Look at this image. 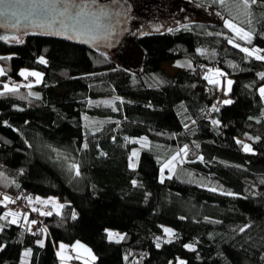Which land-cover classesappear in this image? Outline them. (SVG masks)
Masks as SVG:
<instances>
[{
    "label": "trees",
    "instance_id": "obj_1",
    "mask_svg": "<svg viewBox=\"0 0 264 264\" xmlns=\"http://www.w3.org/2000/svg\"><path fill=\"white\" fill-rule=\"evenodd\" d=\"M191 1L219 11L223 19L236 17L235 23L252 31V44L236 42L264 49V7L253 6L246 17L211 0ZM222 22L138 37L143 63L131 71L96 48L60 37L29 32L23 44L0 40V55L15 54L0 61L7 70L0 87L6 81L29 83L31 77L18 75L21 69L42 73L38 85L0 96V200L21 196L14 211L18 202L27 204L24 195L55 197L65 205L59 216L31 211L29 221H38L32 232L23 215L16 224L0 220V264H22L24 249L32 250L28 264H59L56 244L76 241L92 250L95 264H176L177 258L186 264H264V106L258 91L264 80L257 75L264 61L228 44L233 33ZM41 56L46 65L38 63ZM177 61L185 66L173 69ZM209 68L233 81L227 96L233 104H219L212 96L216 87L203 79ZM213 104L220 111L207 116ZM125 137H147L149 147ZM236 139L250 144L254 154L242 151ZM185 144L186 162L161 183V165ZM138 148L137 167L129 169L128 156ZM7 208L0 204V215ZM43 227L48 232L38 233ZM165 227L176 234L171 243L162 238ZM105 229L126 238L109 241ZM37 239L45 240L43 248ZM184 244H194L195 251ZM75 257L71 253L70 264H79Z\"/></svg>",
    "mask_w": 264,
    "mask_h": 264
},
{
    "label": "snow or ice",
    "instance_id": "obj_2",
    "mask_svg": "<svg viewBox=\"0 0 264 264\" xmlns=\"http://www.w3.org/2000/svg\"><path fill=\"white\" fill-rule=\"evenodd\" d=\"M212 4H216L221 6L222 8H226L231 13L232 8L239 10V14L243 16H250L251 11L250 9L253 6H260L264 7V0H234L232 5L227 3V0H211ZM219 15V14H218ZM110 13L108 12L107 6H99L94 7L91 3H81L80 0H0V17H3L5 20H10L11 27H23L24 35H28V29H38L40 30V34L45 35H58L64 36V38L68 40H77L81 43H91L93 45L98 44L101 41H110L112 37V30L105 26L102 23V20L108 18ZM236 17L232 18H225L223 19V26L224 28L228 29L233 33L232 37L228 38V44L232 45L234 48L239 49L240 52L244 53L248 58H253L257 61H264V55H261V49L258 47H246L242 46L240 43H237V39L244 41L245 44L251 45L252 44V31L245 30L244 27L239 26L235 23ZM23 21V24L21 22ZM251 23V21H248ZM182 27L187 28V25H183ZM158 30V29H157ZM172 31V29H169ZM36 34V33H32ZM217 35H221V33H217ZM0 40L4 41L5 43L11 41L16 44H23L24 41L19 35H0ZM15 54L10 55H0V61H9L14 58ZM103 55V54H101ZM39 64L46 65L48 61L43 57H39L38 59ZM176 67H184L185 65L177 64ZM187 67L191 68V63H187ZM208 73H212L213 77H223L226 74L219 68L208 69ZM7 75V70L4 67H0V77H4ZM19 76L27 79L28 77H34L35 82L38 84L41 82L42 73L39 71H28L26 69H21L18 73ZM261 80H264V72H260L257 74ZM210 77L207 73L203 76V79L207 81L209 85L216 87L217 90H221L219 87L220 81L216 78ZM227 89L224 90V96H228L231 92V86L233 81L231 79L226 80ZM23 86L25 88H32V83H27L24 85H19L16 83H12L11 86L9 83L2 84V90H0V96H7L10 94H15L19 91V88ZM260 98L264 100V85L258 88ZM28 96L34 97L39 99V95L37 93L29 92ZM23 98V97H22ZM120 100L119 97L116 98ZM123 103L122 100H120ZM103 103L111 106L110 101H104ZM234 101L232 99H223L219 102L222 105H231ZM113 111H118L116 107L112 108ZM220 106L218 104H213L208 109V114L219 112ZM195 123V121H193ZM7 124V121L4 122ZM211 124L213 126H219L220 121L217 119H211ZM184 127L187 129L189 126L185 124ZM247 135V134H245ZM249 140L253 139L252 137H248ZM256 139H260L256 137ZM125 141L127 143H135L139 144L140 148H147L149 147V142L147 137H140L137 140H129L128 137H125ZM235 143L241 146L242 151L246 153H253V148L250 144L244 143L240 139H236ZM86 148L87 145H84ZM199 147V145H196ZM254 154V153H253ZM100 155H104L103 152ZM140 152L137 149H133L131 154L128 156V167L129 169H135L137 167V161L139 159ZM189 156V146L185 144L181 147L175 154L170 155V158L166 160L161 166V183H163V173L165 169H168L169 172H174L176 169V162L184 163V158ZM198 159L203 160L204 158L198 157ZM194 162V161H193ZM71 169L75 170V175L78 177L81 175L78 166L73 163L71 165ZM191 173H189V176ZM0 176H3V173H0ZM168 179H172V176L169 175ZM133 186H137V182L134 180L132 181ZM19 188V185H16ZM210 191H216L215 188H210ZM225 195L232 196L234 193L225 192ZM21 196H16L15 200L8 196L3 195L2 200H0V204L7 205L8 203H16V201L20 200ZM23 199L27 202L29 206L32 204H39L42 206L51 205L53 211L57 216L60 215L59 209L65 207L64 204H58L56 200L52 197L47 199H41V197L36 196L33 198L30 195H24ZM32 212H38L41 217H50L53 215V211H43L36 207H31ZM23 215V220L27 224L26 230L32 232V226L37 225L38 221L33 219L29 221L28 219V212L25 211L23 214L19 211H8L5 212L3 215H0V220L7 221L8 224H16ZM11 217L12 219H8ZM71 218L75 220L77 218L76 212L73 211L71 213ZM184 217H181L183 219ZM207 219V218H206ZM3 225H0L2 228ZM248 225H244L243 227L239 228L240 232H244ZM47 227L39 228L38 233H47ZM107 239L109 241H115L119 243L121 240H124L126 237L121 235L120 233H116L113 231H109L105 229ZM163 233L169 237V239L165 240L164 243H171L172 237L176 234L173 232L171 228H163ZM33 235H37L36 232H33ZM160 237H156L157 244L156 247H160ZM36 244L43 248L45 246L44 239H37ZM69 246L64 243H59L58 248L59 250L56 252V255L60 257L62 260L66 257L63 256V252ZM72 249L75 251L77 249H82L87 256L92 260L95 261L97 257L92 253V250L85 247L80 241H76L74 244L71 245ZM184 247L189 251H195L194 244H184ZM4 245H0V250H3ZM31 249H28L24 252V256L27 257L31 254ZM81 257L77 255L75 259L79 260ZM171 264V262H170ZM176 264H186V262L182 259L177 258Z\"/></svg>",
    "mask_w": 264,
    "mask_h": 264
},
{
    "label": "rangeland",
    "instance_id": "obj_3",
    "mask_svg": "<svg viewBox=\"0 0 264 264\" xmlns=\"http://www.w3.org/2000/svg\"><path fill=\"white\" fill-rule=\"evenodd\" d=\"M80 1H83V2L92 1L98 5L99 4L104 5V4L110 3L111 1H116L120 5H122V7H124V10L126 12L129 13L131 17L128 23L129 31L126 34L122 35L119 45L115 48H112V50H106L104 48H101V49L96 48V51H98L100 54H103L110 61L114 62L116 66L122 69L130 70V71L140 68L143 63V60H142L143 51L142 49L138 47L136 43V40L138 37L144 36V34H147V33L162 32L165 30L173 29L180 25L197 24V23L207 24V25L208 24L219 25L216 19H213L214 17L211 14V12L207 11L206 13H202L199 9L195 10L194 8L195 3L192 2L191 0H80ZM209 8L212 9L211 7ZM214 11H216L217 13H220L219 11L215 9ZM220 14L222 16V13ZM0 35H7V36L19 35L23 40L26 36L24 35V32H19V33L18 32H7L4 30L3 31L0 30ZM260 54L264 55V49L261 51ZM177 64H182V63L180 61H177L175 62L174 65H177ZM174 65L172 64L171 67L174 68ZM27 70L32 71L29 69ZM165 70H167L168 74L173 73L174 71L170 67H166ZM207 74L210 77H213L212 73H207ZM213 78H216V79L223 78L221 88H222V92L224 93V90L227 89L226 80L229 78H226V77H213ZM6 83L8 82L6 81ZM15 83L19 85L22 84V82L19 80H16ZM29 83H32L33 86L38 85L35 82L34 77H31V81ZM0 90H2V87H0ZM262 104L264 106V100H262ZM137 150H139V148ZM184 161L186 162L185 158H184ZM176 164L177 166L182 165V163H179V161L176 162ZM169 175L172 176L173 172H169L168 169H165L163 173V180L166 179ZM159 178L161 180V172H160ZM47 198L49 197H41V199H47ZM54 199L56 200L58 204H62L57 198L54 197ZM7 207H8L7 212L10 210L14 211L13 203H8ZM40 207H41V210L43 211H53L51 205H48V206L40 205ZM62 209H59L60 213ZM53 214H55V211H53ZM109 231L118 233L117 231L112 230V229H110ZM121 235L123 234L121 233ZM162 238L163 240L169 239V237L166 236L165 234H163ZM59 243L56 244V252L59 250L58 248ZM26 250L28 249H24L21 253L20 262L22 264H28L30 261L29 260L30 255L27 257L24 256V252ZM63 256L66 257L63 260L57 256V258L59 259V264H70L69 263L70 255L66 251H64ZM79 256L80 257L83 256L84 258L83 257L80 258L83 260L86 258L85 253L79 254ZM90 262L91 261H89V264H91ZM84 264H88V263L85 262Z\"/></svg>",
    "mask_w": 264,
    "mask_h": 264
},
{
    "label": "water",
    "instance_id": "obj_4",
    "mask_svg": "<svg viewBox=\"0 0 264 264\" xmlns=\"http://www.w3.org/2000/svg\"><path fill=\"white\" fill-rule=\"evenodd\" d=\"M81 3H91L94 5V7H99V6H107L108 12L110 13V16L108 18H105L102 20V23L110 28L112 30V37L110 41H101L96 45H93L91 43H81L77 40H68L64 38V36H58V35H49L53 37H60L65 39L66 41H72L76 43H80L84 47L91 49V48H104L106 50H112V48H115L119 45L122 35L126 34L129 31V26L128 23L131 19L130 15L128 12L124 10V7L120 5L116 1H111L110 3L104 4V5H98L95 2L88 1V2H83L80 1ZM11 21L10 20H5L3 17H0V30H4L7 32H24L23 27H17L13 28L11 27ZM23 24V21L21 22ZM30 33H38L40 34V30L38 29H28ZM45 35V34H41ZM47 36V35H45Z\"/></svg>",
    "mask_w": 264,
    "mask_h": 264
},
{
    "label": "crops",
    "instance_id": "obj_5",
    "mask_svg": "<svg viewBox=\"0 0 264 264\" xmlns=\"http://www.w3.org/2000/svg\"><path fill=\"white\" fill-rule=\"evenodd\" d=\"M192 3V2H191ZM195 10H197V9H199L202 13H206L207 11H209V12H211V14L213 15V19H216V21H217V23H220V22H222L223 21V17L221 16V14L220 13H217L216 11H214V9L212 8V9H210L208 6L207 7H205V6H201V5H199V4H195ZM219 14V15H218ZM173 65L175 64V63H172ZM173 69H176V70H178L179 69V67H178V69H177V67L174 65V68ZM219 81H220V85H219V87L221 88L222 87V82H223V78H220V79H218ZM217 89V88H216ZM218 91V90H217ZM219 92H222V88H221V90H219ZM38 205V204H37ZM31 206H33V204L31 205ZM74 244V243H73ZM69 247L65 250L68 254H70L71 255V253L72 254H76V256L77 255H79V254H83V253H85L82 249H77V250H73L72 249V247H71V245L72 244H67ZM86 254V253H85ZM81 257H83V256H81ZM86 258L83 260V259H79V264H84L85 262L86 263H88L89 264V261H91L90 263L91 264H95V261H92L88 256H87V254H86V256H85ZM84 258V257H83Z\"/></svg>",
    "mask_w": 264,
    "mask_h": 264
},
{
    "label": "built area",
    "instance_id": "obj_6",
    "mask_svg": "<svg viewBox=\"0 0 264 264\" xmlns=\"http://www.w3.org/2000/svg\"><path fill=\"white\" fill-rule=\"evenodd\" d=\"M9 83L12 84L13 82L9 81ZM212 96L217 97L219 101H222L223 99H227V97L224 96L223 92H219V91L213 92ZM205 114L208 116V110H205ZM17 206H18V211L21 212V214H23V212L25 211L28 212V219L30 218V216H32L30 207L27 204H25L24 202H18Z\"/></svg>",
    "mask_w": 264,
    "mask_h": 264
}]
</instances>
